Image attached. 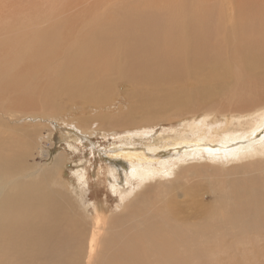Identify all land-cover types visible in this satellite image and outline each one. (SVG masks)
<instances>
[{"label":"bare ground","instance_id":"6f19581e","mask_svg":"<svg viewBox=\"0 0 264 264\" xmlns=\"http://www.w3.org/2000/svg\"><path fill=\"white\" fill-rule=\"evenodd\" d=\"M42 1L0 0V264H22L25 253L36 264H72L94 250L93 264H217L222 246L264 240V0H122L99 15L110 0L84 9L90 0ZM127 80L146 84L138 105L107 117L99 109ZM209 81L222 96L197 109L211 102L195 95L210 93ZM180 93L189 96L165 101ZM54 99L91 107L92 121L67 122L81 141L99 129L125 131L124 146L159 134L145 151L115 152L128 163L123 187L110 173L124 210L117 223L85 219L97 203L83 165L67 188L62 158L28 164L43 153L45 120L24 114ZM170 148L183 157L161 159ZM204 157L222 166L181 164ZM201 194L207 201L191 218L188 200Z\"/></svg>","mask_w":264,"mask_h":264},{"label":"rangeland","instance_id":"374dc122","mask_svg":"<svg viewBox=\"0 0 264 264\" xmlns=\"http://www.w3.org/2000/svg\"><path fill=\"white\" fill-rule=\"evenodd\" d=\"M38 1H39V5L41 6L46 4L42 0H38ZM120 1L122 0H110L109 2L111 3L102 2L100 3L99 7L93 10V12L95 13L97 12L96 15L103 14L107 10L111 9L110 6L118 4V2ZM96 2L97 1L95 0L83 2V4L80 5V8L84 9L85 7L94 5ZM5 10L11 11L10 9H5ZM57 19L58 18L55 17V21ZM209 82H213V81H209ZM213 83L215 84H212L211 88H207L210 90V93L206 94L205 89H203L200 90L198 94H195L197 97L202 98L203 101L206 100L211 101L207 105L202 104L201 106L198 107L196 106L197 109L211 106L212 104H214L215 101H217V98L222 96V90L216 85V82ZM141 84L142 85L138 86V83L137 85H135L133 82L128 80L123 81V83H119L117 93L108 96V100H111L109 102L111 106L110 105L103 106L99 110L103 111L105 115L109 118L112 116L118 117L120 115H123L122 113H125L130 108H133L134 106L138 105L137 104L139 100L138 89L140 88L142 89L146 85L143 83ZM194 92L195 90L193 91V93ZM141 95L142 97L144 96L143 94ZM186 96L189 95L186 93H180L176 96L169 97L165 101L168 102L167 100H172L175 97L182 98ZM50 103L53 106L47 105L45 107H34L31 110H29L28 113L24 114V116L30 115L33 118L36 117L39 118L36 120V122H40V120L42 119L45 120L44 122L42 121V124L44 123V125L42 126L44 127L43 128L39 127L40 128L39 133L43 134L42 136L43 140L42 141L40 140L41 141L40 145L43 149V153L40 152L41 151L40 149L35 150L36 151L34 153L35 156L33 155V157H30L28 164H30V167L43 164L44 159H42L41 156L45 157L46 159L48 158L50 164H52L55 158H62L64 162L60 169L61 170L60 175H62L61 177H63L62 178L63 183L67 188H69L70 185L73 188L76 187L77 182L75 181L76 177L74 176L73 172L75 170L76 165H80V164L83 165V167H85L88 172L89 185L91 187V202L97 203V207L91 205L90 208H88V212H84L85 219L96 220L100 217H108L113 223H117L122 218V215L124 214V210H123V203L122 202L118 203V200L115 198L114 194L111 191L112 179L110 178V173H112L111 171L113 170L119 171V174L121 175L119 179V183L121 184L120 186L123 187L124 186L123 182L124 184L126 182L124 179L125 177L124 173L128 171V163L124 161L121 157H116L115 152L117 150H120L121 148H133V147L136 148L138 151L141 150L145 151L147 143L149 142L148 140L152 138L153 139L158 138L159 134L154 135V137H150V139L148 140L146 139L141 140L139 137H135L132 140H127V142H130L132 145H128V146L126 145L127 146L126 147L124 146L125 140L123 139V137H125L126 134L125 131L121 129H117L115 131L105 133L103 131H99L100 130L99 129L92 131L93 134L91 135L90 138L88 137L87 139H84V141H81L78 139L80 133L77 132V130L71 125H69L67 122L71 121L73 125H77V123L87 124L89 121H92L93 114L92 111L90 110L91 107L89 106L84 107L83 105L76 106L73 103L71 104V103L61 102L59 99L50 100ZM164 104L165 102L163 101L161 105L164 106ZM167 109H172L171 113L174 112L173 108H167ZM108 111L111 113H108ZM156 115L158 116L155 117L154 119H160V120L165 119V116H168L164 113V111ZM29 124L31 123L27 121V123L23 125L24 126L23 128L24 129L26 128L27 130L29 128V130L31 131L33 126H30ZM170 126L177 127L178 123L176 121H174L172 125L171 123H165V126H163L162 128L165 130L166 128L167 129L170 128ZM34 128L38 129L37 127ZM67 139L69 140L67 141ZM32 152L34 151L31 150V153ZM160 153L162 154L161 159H166V160L168 159L173 161H175L177 157H183L184 155V152H182V150H179L177 152L172 150V148H170L168 151L162 150ZM181 164L186 165V167L192 165L222 166L221 162L212 161L211 159L206 157H204L203 159L186 158V161L181 162ZM225 166L229 167L230 165H225ZM108 172L109 174H107ZM192 182L193 181L189 182V186L191 187H192ZM73 197L76 198L77 196L73 194ZM203 197L204 200L207 201L206 199L208 196H205L203 194L199 196L198 200H188L187 213L191 218H195L197 216V213L201 208V203H202L201 199ZM177 198L180 200H185V198L183 197V193L180 190L178 191ZM23 233L28 235L27 237H25V239L27 240V242L30 243L32 242L36 234V229L28 228L25 229ZM25 246L28 247V245ZM223 249L226 252V254L224 255H222ZM215 254L218 255L219 252ZM94 255H95V250L92 251V260H90L88 257L86 258L84 257L77 259L72 264H93ZM21 263L36 264L34 257L29 253L24 254ZM217 264H264V240L248 246L228 245L225 248L224 246H222L220 257H218L217 259Z\"/></svg>","mask_w":264,"mask_h":264}]
</instances>
